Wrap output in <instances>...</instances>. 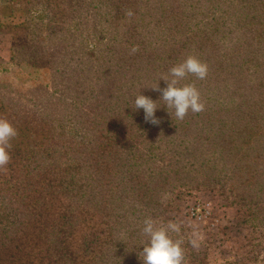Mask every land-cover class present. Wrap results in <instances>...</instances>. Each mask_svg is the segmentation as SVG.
<instances>
[{
	"label": "rangeland",
	"instance_id": "1",
	"mask_svg": "<svg viewBox=\"0 0 264 264\" xmlns=\"http://www.w3.org/2000/svg\"><path fill=\"white\" fill-rule=\"evenodd\" d=\"M141 1L137 15L174 27L151 46L159 60L89 70L83 103L47 94V23L23 17L12 32L24 84L0 89V117L19 133L0 169V264H143L148 216L180 225L186 264H264V0ZM190 52L209 73L182 83L195 82L205 108L178 121L151 86ZM107 72L108 90L97 86ZM140 92L161 104L159 123L132 105ZM3 225L16 231L7 245Z\"/></svg>",
	"mask_w": 264,
	"mask_h": 264
},
{
	"label": "trees",
	"instance_id": "2",
	"mask_svg": "<svg viewBox=\"0 0 264 264\" xmlns=\"http://www.w3.org/2000/svg\"><path fill=\"white\" fill-rule=\"evenodd\" d=\"M140 1L0 0L4 14L9 18L22 19V22H19L20 25L17 26V32L22 31L23 17L27 19L26 23H47L45 37V41L48 42L47 70L49 71V85L52 88V91L48 90L47 94L53 100L58 99L57 95L63 96L67 99L60 98L59 100L70 103L85 102L81 95L85 91V87H90L87 73L91 69L96 70L94 68H97L103 72L109 70L113 73L122 69H147L151 68L152 63L159 60L156 58L157 49L151 46L154 41L165 42L168 39V31H172L174 27L168 24L160 27L159 23L152 20L153 18L150 15H137L136 10ZM165 1L168 4L170 3L169 0ZM171 1L174 2V0ZM129 10L132 12L131 16L126 14ZM215 16L213 14V17ZM161 18L165 19L166 22L174 19L179 23L182 19L178 15L174 17L161 16ZM175 28L178 27L175 26ZM133 46H136L138 51L134 54L136 58L131 60L129 50ZM20 51V48L16 46L11 64L0 69V89H3L4 95L7 94L6 87L17 88L22 87L24 84L21 68L24 57ZM141 57H145L148 61L144 68L143 66L133 65ZM95 60H99V62ZM110 72L99 76L97 86L104 87L105 85L106 90L109 89L108 87H112V82L116 78L113 79ZM94 87L91 86L90 89H94ZM73 91L77 92V96L74 95ZM97 96L101 97V94ZM135 97L136 95L131 96L130 99L134 100ZM23 98L22 95L21 101H23ZM4 99L5 97L0 102L6 104L7 102ZM103 99L107 100V96L105 95ZM120 100L121 98L118 102ZM28 101L30 102V100ZM15 102H18V100ZM2 109L6 108L0 105V115H2ZM76 122L74 123L78 124ZM6 184L10 183L7 182ZM2 204H0V208ZM5 223L8 227L12 225L11 221L6 220ZM13 225L20 227L19 222ZM17 231H19V228ZM15 233V230L10 232V229L3 225L2 236L7 239L4 245H7L9 240L15 237Z\"/></svg>",
	"mask_w": 264,
	"mask_h": 264
},
{
	"label": "clouds",
	"instance_id": "3",
	"mask_svg": "<svg viewBox=\"0 0 264 264\" xmlns=\"http://www.w3.org/2000/svg\"><path fill=\"white\" fill-rule=\"evenodd\" d=\"M132 15L131 10L126 13ZM138 51L136 46L129 50V54ZM209 73V66L200 59L195 52H190L182 61L169 68L168 72L162 74L159 81H166V87L159 88V81L151 86L154 90L161 91L160 101L167 106L171 116L178 121H183L188 113L202 112L205 104L201 93L195 82L182 83L189 75L196 80H204ZM159 101L140 94L136 95L133 106L135 109H143L145 120L153 124L159 123L155 117L157 108L161 105ZM18 129L5 117H0V169L5 168L11 161V141L18 136ZM169 198L168 193L161 196L165 202ZM142 235L146 237L143 249L139 252V258L143 264H186L185 252L182 241L174 238V233H179L180 225L176 222L167 223L158 221L151 216L143 220ZM193 247L198 246L197 240L191 241Z\"/></svg>",
	"mask_w": 264,
	"mask_h": 264
},
{
	"label": "crops",
	"instance_id": "4",
	"mask_svg": "<svg viewBox=\"0 0 264 264\" xmlns=\"http://www.w3.org/2000/svg\"><path fill=\"white\" fill-rule=\"evenodd\" d=\"M19 22L20 18H9L2 12L0 2V69L5 66H9L13 60L12 58L16 47L14 34H18L17 26ZM9 23H12L14 25V31H10L8 29ZM12 32H14V34ZM1 76L5 77L4 75Z\"/></svg>",
	"mask_w": 264,
	"mask_h": 264
}]
</instances>
